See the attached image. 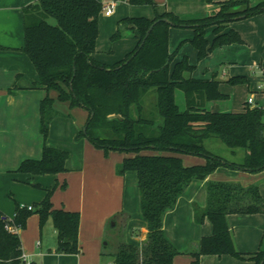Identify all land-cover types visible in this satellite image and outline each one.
<instances>
[{"label": "trees", "instance_id": "trees-1", "mask_svg": "<svg viewBox=\"0 0 264 264\" xmlns=\"http://www.w3.org/2000/svg\"><path fill=\"white\" fill-rule=\"evenodd\" d=\"M126 1L132 5L157 6L154 0ZM206 2L220 7L214 14L199 19L182 20L170 12L157 14L153 19L123 18L110 41L115 43L131 32L137 45L112 65L94 57L103 11L100 1L38 0L23 8V52L33 62L46 96L40 104L42 158L23 161L18 172L33 176L66 172L68 152L47 144L52 121L64 116L55 109V104L85 110L88 113L86 130L77 139L86 138L105 154L129 155L117 167V172L137 174L140 206L148 222L149 235L142 247L119 241L115 246L112 244L115 249L112 253H103L112 256L115 264H174L181 253L167 239L163 220L190 183L204 180L220 168L250 174L264 171V108L245 103L243 112L239 113L206 110V103L229 98L220 90L221 82L215 76L211 79L187 77L185 74L192 75L197 67L187 56L176 61L184 43L174 52L169 48L171 28L194 32L189 42L197 52L198 62L219 47L243 43L241 35L228 26L240 17L248 19L264 13V1L256 5H251L250 0ZM210 31L211 40L208 39ZM227 83L236 86L246 84L247 80L238 76ZM152 89L157 96L155 110L147 111L142 98ZM177 90L184 93V110L176 102ZM52 92L56 98L51 96ZM211 138L220 140L234 154L237 149H244V161L230 162L208 151L204 143ZM184 155L204 158L205 164L188 166L182 158ZM53 192L54 189L47 191L36 211L16 202L13 219L0 212V264H25L21 259L19 232L26 229L34 213L40 217L41 228L49 218L53 220L57 253H80L81 215L55 209L51 201ZM194 211L198 223L206 219L211 222L213 232L202 238L198 250L190 253L191 264H201L203 256L224 255L255 264L264 262V238L257 252L241 253L235 247L234 232L227 220L229 215L264 214V198L257 185L211 181L206 207L196 206ZM123 220L124 214L115 215L108 231L113 228L117 234Z\"/></svg>", "mask_w": 264, "mask_h": 264}, {"label": "crops", "instance_id": "crops-1", "mask_svg": "<svg viewBox=\"0 0 264 264\" xmlns=\"http://www.w3.org/2000/svg\"><path fill=\"white\" fill-rule=\"evenodd\" d=\"M37 1L0 0V212L5 217L13 219L16 202L24 207L32 206V211H36L35 204L41 203L45 199L47 191L54 189L51 201L55 209L79 212L81 215L79 228L81 251L78 255L57 253L58 239L55 227V243H47L43 246L44 238L41 231L40 241L37 242L36 248H29L23 240L26 230L24 229L19 232V236L22 242V251L27 259L32 264H115L112 256L103 255V253H112L115 250L114 248L105 249L108 244L107 231L110 220L119 213L124 214V220L119 224L117 234L113 230V234L110 235L114 246L120 241L142 247L149 235L148 222L140 206L137 174L130 171L120 175L117 172V167L129 155L120 152L105 154L103 150L93 146L86 138L77 139V135L85 128L87 112L78 108L71 110L66 104L59 102L55 104V109L64 116L57 117L52 121L47 144L68 152L66 172L44 176L18 172L23 161L42 158L43 137L40 133V104L46 96V91L40 85L33 62L23 52L25 46L23 8ZM263 1L250 0V3L256 5ZM200 3L203 6L199 10L191 11L190 15L179 13L173 8L164 9L160 14L170 12L182 20H191L210 16L220 7L218 4L205 3L204 0ZM228 29L237 31L244 42L248 41L247 35L250 34L258 37L261 41L260 44L264 45V13L231 22ZM193 36L192 30L171 28L170 51L174 52L180 44L184 43L176 61L181 60L184 56H187L188 59L193 56L197 58V52L189 42ZM212 38L210 31L208 39ZM125 39H128L130 44L123 52H119L122 44L126 42ZM136 45L137 39L132 35H126L115 43L100 41L98 37L97 51L94 57L102 63L112 65L133 51ZM234 47L235 45L224 47L217 51L218 54L221 53L219 58L216 56L207 58L204 64L199 63L198 60V63H192L197 67L196 71L198 70L193 77L211 79L215 76L217 79L219 70L212 71L210 67L212 64L233 63L246 52L243 47H239L237 53L230 52L229 49ZM231 56H234L235 60ZM224 77H226L225 72L223 73ZM220 82L225 83L226 81L220 80ZM51 96L57 97L54 92L51 93ZM213 102L206 103L205 109L211 112H220L215 110ZM145 109L148 111L147 106ZM243 110L244 106L240 112ZM182 158L188 166L205 164L204 158L185 155ZM211 181L234 182L243 186L257 185L261 193V187L264 188V171L250 174L239 170L220 168L206 179L193 180L190 183L178 198L174 208L165 213L163 220V229L167 239L181 253L175 258L174 264H191L190 253L198 250L203 237L212 235L211 222L206 219L203 223H198L194 211L196 206L206 207L208 184ZM63 185L66 187L62 188ZM11 196L14 197L13 200ZM261 215L264 214L229 215L227 217L234 232L235 247L239 252L251 254L258 251L264 238V232L257 250L254 252L246 250L249 249V243L252 244L256 241L257 229L254 227L260 220L258 216ZM51 221L53 224L52 219ZM237 223L244 226V230H240L239 234L235 232ZM48 224L50 225V223ZM221 258L203 256L201 264H220Z\"/></svg>", "mask_w": 264, "mask_h": 264}, {"label": "rangeland", "instance_id": "rangeland-1", "mask_svg": "<svg viewBox=\"0 0 264 264\" xmlns=\"http://www.w3.org/2000/svg\"><path fill=\"white\" fill-rule=\"evenodd\" d=\"M103 3V11L99 18L100 23V32L99 38L100 41H107L109 42L111 37L113 36L114 32L117 31L119 21L124 17H133V16H145L149 18H154L157 14H160L161 11L167 8H173L179 13L184 14H191V11L194 12L199 10L203 5L201 0H154L157 6L151 5H132L126 0H111L114 2L115 9L112 15H108L105 10L104 6L110 3V0H100ZM205 3L206 0H204ZM263 14V13H262ZM260 15V14H259ZM258 16V15H256ZM255 17V16H253ZM252 18V17H251ZM53 22V21H52ZM190 30V29H188ZM128 33V32H127ZM248 41L243 43H236L230 46H234V48L229 49L230 52L237 53V49L239 47H243L246 49V52L241 55V57L236 59L233 63H226L225 64H212L211 70H219V74L217 76V80L226 81L233 77H243L247 80L246 84H240L236 86H232L228 83H221L220 90L228 94L230 98L226 100L214 101V108L215 110L220 111V113L230 112V113H239L242 111L244 102L248 101L249 98H253L254 104L251 106H262L264 107V45H261V41L258 37L247 35ZM243 39V38H242ZM122 47H120L119 52H123L124 49L130 44L128 39H125ZM226 47V46H224ZM224 47H219L215 49L212 53L208 55L204 60L200 61L199 63L204 64L207 58L210 57H218L221 55L218 54L217 51L223 49ZM169 48H170V41H169ZM195 51V49H194ZM217 52V54H215ZM233 60H235L234 56H231ZM190 63H198L197 58L193 56L189 58ZM197 69V68H196ZM198 71V70H197ZM196 70L192 73H186L187 77H190L197 72ZM226 73V77L223 78V73ZM227 79V80H226ZM249 88V89H248ZM184 93L180 90L176 91V102L180 106L182 110L185 109L184 103ZM156 92L155 89L150 90L146 93L145 96L142 98V102L145 106L148 107L149 111L155 110L156 105ZM85 111V110H83ZM86 112V111H85ZM206 149L211 153L222 157L224 160H228L230 162H237L242 163L245 158V150L244 149H237L235 154L232 153L233 151L226 147L220 140L217 138H211L205 141L204 143ZM261 194L264 198V188L261 187ZM13 200L14 197L11 196ZM37 210V204H35ZM259 221H257L254 229H257V236L256 241L252 244L249 243L247 252H254L257 250L259 246V241L261 235L264 232V215L258 216ZM40 217L36 213H34L27 221V228L24 231L25 238L23 240L27 244L29 248H36V244L40 241L41 231L43 233V246L47 243H55L56 236L54 234V226L52 224L51 218L47 220L44 226L40 227ZM258 219V218H256ZM50 223V225L48 224ZM49 225V226H48ZM240 230H244V226H241L240 223H237L235 232L237 234L240 233ZM44 231V232H43ZM243 233V232H241ZM107 241H109L110 246L108 249H112V241L110 240V235L113 234V228L107 231ZM243 235V234H242ZM246 236V235H244ZM179 256V255H178ZM220 264H255L253 261L248 260H241L231 255H224L219 260ZM214 264V263H209Z\"/></svg>", "mask_w": 264, "mask_h": 264}, {"label": "built area", "instance_id": "built-area-1", "mask_svg": "<svg viewBox=\"0 0 264 264\" xmlns=\"http://www.w3.org/2000/svg\"><path fill=\"white\" fill-rule=\"evenodd\" d=\"M114 9H115V5H114V2H113V1H111V2L108 3L106 6H104V10H105V12H106L108 15H112L113 12H114ZM247 103H248L249 105L254 104V100H253V98H249L248 101H247ZM27 209L31 211V210H33V207H32V206H29V207H27ZM21 259L23 260V262H24L25 264H32V262L29 261V260L27 259V256H26L24 253H23L22 256H21Z\"/></svg>", "mask_w": 264, "mask_h": 264}, {"label": "water", "instance_id": "water-1", "mask_svg": "<svg viewBox=\"0 0 264 264\" xmlns=\"http://www.w3.org/2000/svg\"><path fill=\"white\" fill-rule=\"evenodd\" d=\"M238 11V10H237ZM240 19H243V17H240ZM166 21V20H165ZM153 26L150 28L149 32L152 30ZM148 32V34H149ZM125 35V34H124ZM126 35H132L131 32H128ZM143 46V43L141 44L140 48ZM86 130V128H84V131ZM261 264H264V262H262Z\"/></svg>", "mask_w": 264, "mask_h": 264}]
</instances>
